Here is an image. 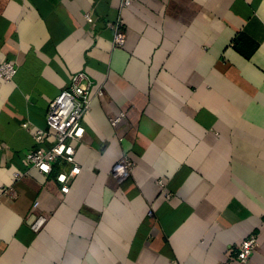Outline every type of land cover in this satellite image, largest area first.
Here are the masks:
<instances>
[{"label":"crops","instance_id":"obj_1","mask_svg":"<svg viewBox=\"0 0 264 264\" xmlns=\"http://www.w3.org/2000/svg\"><path fill=\"white\" fill-rule=\"evenodd\" d=\"M122 2L0 0V63L17 68L0 77V264H264V0ZM81 70L93 99L63 193L70 164L43 175L26 154L53 145L37 130ZM125 155L134 168L117 183Z\"/></svg>","mask_w":264,"mask_h":264},{"label":"built area","instance_id":"obj_2","mask_svg":"<svg viewBox=\"0 0 264 264\" xmlns=\"http://www.w3.org/2000/svg\"><path fill=\"white\" fill-rule=\"evenodd\" d=\"M132 0H123L124 7L130 6ZM89 17V15H86ZM121 21L111 23L110 27L114 30L113 45L115 47H122L125 45L127 35L121 27ZM17 73V68L11 61H4L0 63V77L5 81H12ZM92 87L91 81L86 71H78L71 77L69 87L60 91V93L50 101L47 112V131L38 129L36 138L39 142L46 137L53 139V145L46 149L44 147H37L30 150L26 154V158L30 165L37 168L43 175H48L53 170V165L59 159L70 164L67 171L59 172L55 179L60 185V190L63 193H68L71 188V183L77 175L81 173V167L76 162V143L81 140L85 133L83 124L84 115L90 110L92 104ZM102 94V90L98 91ZM125 118L124 113H120L111 119V124L118 126ZM23 126L27 127V123ZM134 168V163L129 156L121 157L112 167V177L117 183H122L130 175ZM18 176V174H15ZM163 188L165 183L160 182ZM166 196L171 194L166 192ZM39 206V201H35L34 207ZM152 213V212H151ZM47 221V215L43 212H38L30 227L33 232H39ZM258 239L256 235H250L244 239L238 250V260L240 263H248L252 254L256 250ZM216 264H226L224 262Z\"/></svg>","mask_w":264,"mask_h":264},{"label":"trees","instance_id":"obj_3","mask_svg":"<svg viewBox=\"0 0 264 264\" xmlns=\"http://www.w3.org/2000/svg\"><path fill=\"white\" fill-rule=\"evenodd\" d=\"M236 47L245 56L249 57L254 52L256 44L251 40L244 39L241 35L236 40Z\"/></svg>","mask_w":264,"mask_h":264}]
</instances>
